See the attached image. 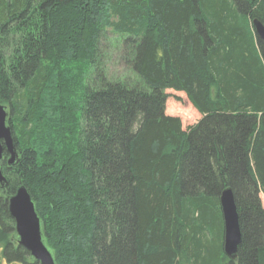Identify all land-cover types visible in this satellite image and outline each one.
Instances as JSON below:
<instances>
[{"label":"trees","instance_id":"trees-1","mask_svg":"<svg viewBox=\"0 0 264 264\" xmlns=\"http://www.w3.org/2000/svg\"><path fill=\"white\" fill-rule=\"evenodd\" d=\"M256 19L264 0H0V104L18 152L0 160V264H38L9 215L20 185L55 264H264ZM106 29L132 54L130 82L90 83ZM166 89L185 94L196 123L166 114ZM228 187L235 259L222 247Z\"/></svg>","mask_w":264,"mask_h":264},{"label":"water","instance_id":"water-1","mask_svg":"<svg viewBox=\"0 0 264 264\" xmlns=\"http://www.w3.org/2000/svg\"><path fill=\"white\" fill-rule=\"evenodd\" d=\"M256 38H259L264 48V26L256 19L252 21ZM9 109L0 104V160L6 153V164L13 166L18 158L13 129L8 124ZM6 184V179L0 170V187ZM9 215L15 222V233L18 245L24 247L38 264H55L54 256L44 243L41 232V221L38 218L34 202L26 186L20 185L16 192L8 198ZM223 233V251L229 259H235L238 246L241 243L239 214L234 201L233 192L229 188L219 196Z\"/></svg>","mask_w":264,"mask_h":264},{"label":"rangeland","instance_id":"rangeland-1","mask_svg":"<svg viewBox=\"0 0 264 264\" xmlns=\"http://www.w3.org/2000/svg\"><path fill=\"white\" fill-rule=\"evenodd\" d=\"M98 44L95 62L88 74L91 85H96L101 76L114 80L127 77L130 82L132 75L128 68V61L132 58V54L126 55L128 48L127 44L124 43V38L110 29H106L100 35ZM164 93L167 95L165 102L166 114L178 117L182 122L183 129L199 120V113L193 108L183 92L166 89ZM260 200H262L264 208V194H260Z\"/></svg>","mask_w":264,"mask_h":264},{"label":"bare ground","instance_id":"bare-ground-1","mask_svg":"<svg viewBox=\"0 0 264 264\" xmlns=\"http://www.w3.org/2000/svg\"><path fill=\"white\" fill-rule=\"evenodd\" d=\"M225 189H227V188H225ZM224 189V190H225ZM228 189H229V187H228ZM232 190V189H231ZM233 192V191H232ZM222 193V192H221ZM220 196V195H219ZM233 197H234V194H233ZM218 201H219V199H218ZM220 202V201H219ZM235 204H236V200H235ZM220 211H221V207H220ZM223 233H224V227H223ZM224 238V237H223ZM241 240H242V238H241Z\"/></svg>","mask_w":264,"mask_h":264}]
</instances>
